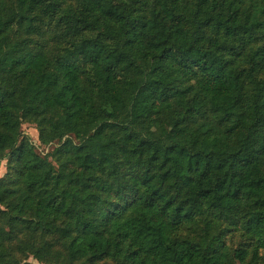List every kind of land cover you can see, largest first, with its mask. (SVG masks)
Returning <instances> with one entry per match:
<instances>
[{"label": "trees", "instance_id": "trees-1", "mask_svg": "<svg viewBox=\"0 0 264 264\" xmlns=\"http://www.w3.org/2000/svg\"><path fill=\"white\" fill-rule=\"evenodd\" d=\"M134 2L0 0V264L9 244L52 253L27 234L85 264L264 261V47L238 50L264 0H196L191 19ZM52 21L57 53L32 38ZM23 121L42 144L68 136L58 170Z\"/></svg>", "mask_w": 264, "mask_h": 264}, {"label": "rangeland", "instance_id": "rangeland-1", "mask_svg": "<svg viewBox=\"0 0 264 264\" xmlns=\"http://www.w3.org/2000/svg\"><path fill=\"white\" fill-rule=\"evenodd\" d=\"M132 1V0H131ZM170 4L175 8V10L183 13L184 16L192 18L193 9L195 6L196 0H168ZM71 4L72 1H69ZM68 1L66 4L69 3ZM143 0H135L133 3L135 6L143 8ZM192 32L197 30L196 26H191ZM205 32H210L208 29H205ZM61 34L60 26L55 25L54 21L43 26L40 33L32 35L33 41L41 43L44 47L50 50L52 53H57L62 49L61 45L58 43L66 44L67 42L61 37H58ZM93 34L95 32H88ZM66 46V45H64ZM264 47V29L257 31L253 34L252 38L246 39L244 42L238 45V50L243 52V60L248 59L249 50L258 47ZM21 130L23 135L27 136L36 152L40 155L46 157L48 161L52 164L54 170H58L64 164V158L59 157L56 153V150L64 143L68 136H64L60 139L49 142L48 144H42L38 138V129L35 123L31 121H23L21 125ZM70 138V137H69ZM6 172V163L5 160L0 161V177ZM222 235V242L224 247L228 251H233L235 248L245 247L246 240L240 234V231L228 227L227 224L223 223L220 226ZM21 244H25L30 248L33 244L41 247L43 244H49L52 249V253L49 256H46L44 260H38L25 248L22 251H18L17 244L5 245L4 253H7L6 259L13 262V264H85L80 261L68 260L66 257V251L64 243L60 241L55 236H42V235H24ZM44 252V251H43ZM264 251H260V254H263ZM93 264H118L111 259H103L101 261L95 262ZM258 264H264V261H260Z\"/></svg>", "mask_w": 264, "mask_h": 264}]
</instances>
